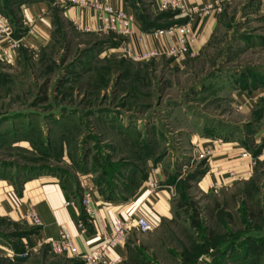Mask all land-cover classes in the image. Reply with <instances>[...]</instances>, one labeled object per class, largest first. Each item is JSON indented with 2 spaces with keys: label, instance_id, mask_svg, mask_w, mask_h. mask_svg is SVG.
Masks as SVG:
<instances>
[{
  "label": "rangeland",
  "instance_id": "obj_1",
  "mask_svg": "<svg viewBox=\"0 0 264 264\" xmlns=\"http://www.w3.org/2000/svg\"><path fill=\"white\" fill-rule=\"evenodd\" d=\"M16 1L0 0L20 39L10 50L0 35V264L82 262L31 245L37 225L8 213L6 195L38 174L165 199L168 215L133 228L115 264H264L261 0L225 1L196 56L137 62L119 48L127 38L79 31L58 13L48 38L25 46ZM125 1L144 32L178 23L159 0Z\"/></svg>",
  "mask_w": 264,
  "mask_h": 264
},
{
  "label": "crops",
  "instance_id": "obj_2",
  "mask_svg": "<svg viewBox=\"0 0 264 264\" xmlns=\"http://www.w3.org/2000/svg\"><path fill=\"white\" fill-rule=\"evenodd\" d=\"M101 1L113 7L122 8L127 13H132L125 0ZM185 2L192 6H199L211 3L212 0H185ZM18 6L22 21L29 25L22 37L23 44L29 47H37L48 38L54 13L60 14L70 23L78 17V9L70 5L67 0H29L21 2ZM217 14L219 13L203 15L194 19L193 27L199 34V47L207 41L212 33L217 22ZM177 17L185 16L180 13ZM138 37H141L140 42L137 41ZM127 42L135 49L163 46V41L153 39L144 33L140 23L135 20L132 34L127 37ZM96 184L88 176L74 182L72 180L60 182L54 175L38 174L28 178L16 199L15 196L6 195L11 209L8 213L13 218H17L25 214L29 207H32L40 219V225L28 236L30 244L36 246L41 239L58 238L59 232L62 229H67L80 256L89 251L96 242L99 236V225L108 231L109 225L116 218L141 214L154 227L160 217L168 215L169 210L165 199L159 194L144 190L143 185L138 187L132 195L121 198L101 195ZM85 197L89 198V205L94 209L95 217L86 212V206L83 203ZM127 246V242L116 246L110 251L109 256L117 257L119 261L124 260ZM80 256L76 258L80 259Z\"/></svg>",
  "mask_w": 264,
  "mask_h": 264
},
{
  "label": "built area",
  "instance_id": "obj_3",
  "mask_svg": "<svg viewBox=\"0 0 264 264\" xmlns=\"http://www.w3.org/2000/svg\"><path fill=\"white\" fill-rule=\"evenodd\" d=\"M225 1L227 0H212L211 3L192 6L186 3L185 0H159L158 4L160 8L177 9L187 17V21L173 23L166 27L149 29L144 32L153 39L163 41L162 47L135 49L131 44L126 42L119 48L127 57L136 62L149 61L164 55L172 57L176 61H184L187 58L194 57L199 50V34L193 27L194 19L203 15L221 12ZM67 2L78 9V17L72 21V25L79 31L110 33L122 39L132 34L134 16L122 8L113 7L101 0H67ZM261 3L264 7V0H261ZM11 31L7 17L0 13V35H3L7 39V47L10 50L17 47L20 42V39L12 37ZM137 41L140 42L141 37H138ZM245 155L247 153H244L242 156ZM145 185L154 189L156 183L149 179ZM83 203L86 206V212L95 217V211L89 205L88 197L83 198ZM25 216L33 225H40V219L32 207L28 209ZM132 228L140 232H148L152 230L153 226L141 214H132L126 218H116L109 225L108 231L102 225H99V236L96 242L82 256H80L78 248L67 229H62L59 232L58 238L41 239L37 243V246L48 243L51 249L57 253L72 257L80 256L82 259L81 264H115L119 262V258H112L109 256V253L116 246L123 245L126 242Z\"/></svg>",
  "mask_w": 264,
  "mask_h": 264
},
{
  "label": "trees",
  "instance_id": "obj_4",
  "mask_svg": "<svg viewBox=\"0 0 264 264\" xmlns=\"http://www.w3.org/2000/svg\"><path fill=\"white\" fill-rule=\"evenodd\" d=\"M24 1L26 2V1H29V0H17L16 2L20 4L21 2H24ZM186 21H187V17H182V18L179 17V18L176 19L175 22L183 23V22H186ZM147 26H149V25L146 24V23L143 24V28H144V29H147V28H148L147 30H149V29H155V28H161V27H150V28H149V27H147ZM162 27H166V26H162ZM191 225H192V226H195V221L192 220V221H191Z\"/></svg>",
  "mask_w": 264,
  "mask_h": 264
}]
</instances>
